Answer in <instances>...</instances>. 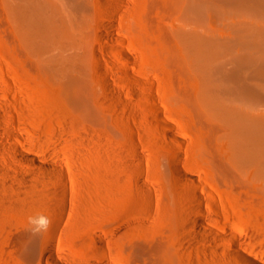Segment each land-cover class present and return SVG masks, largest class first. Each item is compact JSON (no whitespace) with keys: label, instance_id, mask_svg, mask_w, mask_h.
Returning a JSON list of instances; mask_svg holds the SVG:
<instances>
[{"label":"rangeland","instance_id":"374dc122","mask_svg":"<svg viewBox=\"0 0 264 264\" xmlns=\"http://www.w3.org/2000/svg\"><path fill=\"white\" fill-rule=\"evenodd\" d=\"M12 1L0 0V59L18 91L0 131L9 138L16 126L21 150L68 181L66 199L50 202L55 176L0 145V264H236L225 243L206 241L199 215L264 260V95H229L221 88L235 80L220 79L238 72L264 86L254 73L264 61V10L229 0H35L48 33L43 54L27 56ZM251 122L258 144L236 127L245 134ZM40 216L51 224L33 235L29 217Z\"/></svg>","mask_w":264,"mask_h":264},{"label":"bare ground","instance_id":"6f19581e","mask_svg":"<svg viewBox=\"0 0 264 264\" xmlns=\"http://www.w3.org/2000/svg\"><path fill=\"white\" fill-rule=\"evenodd\" d=\"M229 1L235 2L237 4H242L245 7L250 8L251 10L255 9L256 7L257 9L264 10V0H229ZM105 4L107 5V3ZM109 6H112V5L110 4ZM12 14H13V19L15 23L17 44L19 45L21 49L20 51H23V53L26 54L27 56H31L32 54H38V55L43 54L42 47L47 39L48 32H46V29L48 27V24H47L48 22L46 18H44L43 20L42 17L43 16L45 17V15L39 9L38 4H36V1L35 0H13L12 1ZM112 15L114 14L111 13L110 15L111 18L109 17L110 20L114 18L112 17ZM110 20L108 21L110 22ZM113 20L115 21V19ZM110 23L112 24L113 22H110ZM109 26L108 27L106 26V28L112 29V27L111 26L109 27ZM8 29L10 30V27ZM111 31L113 33V30ZM12 35H14V33ZM20 55L22 56V54ZM26 61H29V60H26ZM25 64H27V62ZM30 65L31 64H28L27 66L30 67ZM52 66H53V73L59 75L61 73L60 64H54ZM107 67L112 68L113 65L109 63ZM256 69L257 70L254 71L255 75L264 80V61L261 62L260 65L258 66L256 64ZM228 76H230L231 79L233 78L235 80V83L231 85L229 88L225 87L223 90L221 88V91L227 92L229 95H233L235 97H239V96L250 97V96H259V95L263 96L264 95V86L262 88H258L257 86L250 85L244 78H242L239 75L238 72H234L233 74L232 73L225 74L224 72H220V79H222L223 81L227 80L226 77ZM132 78L133 77H131V79ZM17 89L18 87L11 84L7 80L5 76V69L2 66L1 59H0V113H2L3 115H8L11 112V108H12L11 106L14 104V101L16 100L15 98H16V94L18 91ZM74 95L78 98L77 102H80L82 104L83 102H85L83 100V96L81 95V93H76ZM113 96L115 98L116 103L119 106H121V108H126L128 106L127 102L125 101V98L121 94L114 93ZM156 120L159 123V125H162V126H164L167 122L163 118V114L161 112L156 113ZM236 127L244 130V128L239 123L236 124ZM245 129L247 131L245 134L243 133V130L239 132V134L241 133L242 138L244 136L248 142L255 141L257 144L259 143V141H263V139H261L262 131H260L257 128L254 122L253 123L251 122ZM4 132L5 130L0 131V145H10L14 149H16L18 152H20L22 158L25 161L33 164L34 170H36L38 174H44V175L52 174L55 176L56 178V180H54L55 188L48 192L50 202L55 204L57 202L58 197L62 201L65 200L67 197V181L68 180H67V176L65 175L64 170L62 168H59V166L54 163L40 160L33 153L25 152L21 150V148L19 147V145H17L15 140L23 143V140H22L23 138H22L20 129H18L16 126L12 125L6 129V133L9 134V138L6 137V134ZM176 166H177L176 167L177 174L180 177V179L190 184L194 188H197V181H198L197 178H195L191 173L183 170L178 164H176ZM52 175H48V176L38 175L37 181L45 182L47 179L51 180ZM22 179L25 180L26 177H22ZM193 198H194L195 204L200 206V209H202L201 199L199 198L197 193L193 195ZM26 204H27L26 202L23 203V206ZM61 207L64 211H68L70 204L68 202H64L62 203ZM200 212L203 213V210H200ZM194 223L202 234H205V236H209V237H206V241H209V238L213 237L217 241L225 243L229 251V254H230L228 257L230 259L232 258V260H234L236 264H264V260L261 257H259L255 253L250 252L245 246L242 245L243 244L242 239L239 238V236L236 233L232 231H229L227 233L220 232L219 230L214 228L210 224V222L206 220L202 215L196 216ZM192 240H195V237H193ZM244 240L246 241L247 239L244 238ZM31 243L32 241L27 240L25 242V247L30 246ZM47 248L50 251V246H48ZM54 263L62 264V262L58 260L57 258H55Z\"/></svg>","mask_w":264,"mask_h":264},{"label":"clouds","instance_id":"9594fccd","mask_svg":"<svg viewBox=\"0 0 264 264\" xmlns=\"http://www.w3.org/2000/svg\"><path fill=\"white\" fill-rule=\"evenodd\" d=\"M29 224L33 226L30 229L32 234L40 235L48 229L51 224V220L46 216H40L39 218L29 217Z\"/></svg>","mask_w":264,"mask_h":264}]
</instances>
